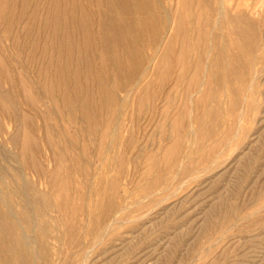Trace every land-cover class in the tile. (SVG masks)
<instances>
[{"label": "rangeland", "instance_id": "374dc122", "mask_svg": "<svg viewBox=\"0 0 264 264\" xmlns=\"http://www.w3.org/2000/svg\"><path fill=\"white\" fill-rule=\"evenodd\" d=\"M136 3L0 0V264H264V0Z\"/></svg>", "mask_w": 264, "mask_h": 264}, {"label": "bare ground", "instance_id": "6f19581e", "mask_svg": "<svg viewBox=\"0 0 264 264\" xmlns=\"http://www.w3.org/2000/svg\"><path fill=\"white\" fill-rule=\"evenodd\" d=\"M124 1V0H123ZM182 4L184 6V8H186V16L190 15V9H193L191 7H194L195 13L197 16L200 15L201 13V6H202V1L203 0H181ZM159 0H152L151 2L148 0H138V3H136L134 6L135 8H139L140 10L149 8V7H155L158 4ZM177 20H176V25L173 26V28L176 30L175 34L172 35V37H170L166 42L165 45L163 47V49L160 51V59H159V63L157 64L158 67L156 68V72L155 73H167L168 72V63L171 60V55L173 53L174 50V41L177 38L182 44H186L187 39L186 36L184 35L183 31H184V25H185V17L183 16V10L178 11L177 13ZM219 14H220V10H219ZM154 15V14H153ZM220 16H222V11ZM245 15L244 14H239V15H231L230 19L232 21L233 24V29L235 31V33L238 34H243V32H245V28L247 26L246 20H245ZM156 17L158 18V21H169L167 18V15H163V13H157ZM139 24L141 25V27L143 28H147L149 27L150 23L148 21H146L144 18L139 17L138 19ZM171 22V21H170ZM173 22V21H172ZM126 24V23H125ZM153 24V23H152ZM155 24L156 27H158V23H157V19L155 20ZM173 25V23H172ZM183 28V30H182ZM150 29V28H149ZM155 29V28H154ZM192 31H195V27H193ZM140 35V34H139ZM197 38L196 39H201L200 41L202 42L207 41L209 39L208 37V33H202L201 30L197 31ZM121 42V41H120ZM128 42V40H127ZM130 43V41H129ZM126 44V43H124ZM184 54L183 51H180L179 53V59H183ZM183 66V65H182ZM172 67V66H171ZM184 72V71H183ZM138 84L140 83L139 81L137 82ZM202 83H200L201 85ZM140 86V85H139ZM0 103H4L5 105V101L3 100V98L0 96ZM7 103V102H6ZM6 107V106H5ZM1 197V196H0ZM2 199V197H1ZM0 199V200H1ZM3 201V200H1ZM0 201V202H1ZM110 205V204H109ZM101 206V205H99ZM98 207V206H97ZM111 207V205H110ZM103 208V207H102ZM97 209V208H96ZM104 209V208H103ZM3 210V209H2ZM11 210V209H10ZM94 210V209H93ZM101 210V209H99ZM105 210V209H104ZM109 209H106V212L104 213L105 215H108L110 212H108ZM12 213V212H11ZM15 213L13 212V215ZM98 214V213H97ZM1 215V214H0ZM17 215V214H16ZM97 216V215H96ZM16 217V216H15ZM93 217V216H92ZM94 218V217H93ZM101 218V217H100ZM99 219V218H98ZM102 219V218H101ZM17 224V223H16ZM94 225V224H93ZM48 226V225H47ZM95 227V226H94ZM1 228V227H0ZM3 230V229H2ZM95 231V230H93ZM16 232V231H15ZM30 238V237H29ZM16 243H20L21 245L17 246ZM10 244V243H9ZM8 244V245H9ZM29 248L28 243L24 240L23 237H20L19 239L15 238L13 243H12V248H22L23 250H27L26 248ZM4 248V247H3ZM9 249V248H8ZM5 250V249H4ZM31 250V249H30ZM28 257V256H27Z\"/></svg>", "mask_w": 264, "mask_h": 264}]
</instances>
